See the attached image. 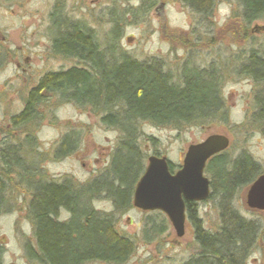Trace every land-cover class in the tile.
<instances>
[{
	"label": "trees",
	"instance_id": "trees-1",
	"mask_svg": "<svg viewBox=\"0 0 264 264\" xmlns=\"http://www.w3.org/2000/svg\"><path fill=\"white\" fill-rule=\"evenodd\" d=\"M235 1L244 26L264 21V0ZM175 2L203 20L212 18L217 5V0ZM140 4L134 16L149 14L156 0H140ZM62 9L61 0H57L51 15V51L77 64L44 74L29 91L23 110L12 117L16 130H30L25 140L10 145L3 154L0 214L7 203L3 195L10 187L5 181L13 186L16 181V186L25 185L30 199L26 211L35 243L26 246L25 252L31 261L127 264L137 245L133 238L118 230L117 215L134 208V190L146 169L141 128L148 124L182 130L224 119L221 93L224 68L212 64L204 69L186 64L176 77L159 59L138 60L119 50V15H110L111 31L102 45L92 28L65 18ZM236 63L241 74L258 84L264 83V51L251 50ZM53 99L88 110L99 118L102 126L119 134L109 166L87 183L78 184L69 177L48 180L32 164L37 146L32 127L43 120L44 111ZM255 119L264 129V89L256 97ZM149 141L153 142V138ZM78 144L77 136L66 135L58 142L56 154L69 155L77 150ZM154 155L161 157L158 153ZM170 170L176 169L172 165ZM205 174L211 190L205 203L212 204L216 211L217 228L211 231L205 227L200 203H187V221L198 248L194 256L180 264H248L263 226L240 214L235 201L243 188L249 187L264 170L250 155L232 157L227 149L208 161ZM100 197L112 203L113 212H99L93 207ZM155 222L146 225L148 240L165 232L166 219L161 225Z\"/></svg>",
	"mask_w": 264,
	"mask_h": 264
},
{
	"label": "rangeland",
	"instance_id": "rangeland-1",
	"mask_svg": "<svg viewBox=\"0 0 264 264\" xmlns=\"http://www.w3.org/2000/svg\"><path fill=\"white\" fill-rule=\"evenodd\" d=\"M57 0H0V174L2 157L10 145L25 140L27 130H16L12 117L23 108L29 91L48 72L67 70L76 65L51 51V15ZM63 16L81 21L92 28L105 45L112 23L110 15H119L121 34L119 50L145 60L156 58L176 77L184 65L207 69L214 64L222 71L221 93L224 119L204 126L174 130L144 124L141 149L148 158L155 153L167 157L177 170L187 149L211 135L228 138L232 157L250 155L264 170V129L255 119L256 97L264 89L238 71L237 59L251 50L264 51V21L244 26L235 0H217L212 18L203 20L175 0H156L146 16H134L140 0H61ZM43 120L32 127L36 151L32 164L48 180L72 178L87 183L104 172L116 149L119 134L102 126L99 118L73 104L53 99L47 105ZM31 131V132H32ZM79 139L77 150L69 155L56 154L58 142L66 135ZM153 138V142L149 141ZM31 156V155H30ZM37 159V160H36ZM13 180V176H11ZM5 180V179H4ZM10 185L3 197L7 201L0 214L1 264H38L31 261L26 246H34L33 225L27 217L30 202L25 185ZM24 183V182H23ZM244 187L235 201L237 211L248 220H256L263 232L248 264H264V211L247 206ZM200 211L205 227L217 228L218 218L212 204L202 202ZM93 207L99 212H113L105 197L96 199ZM165 232L146 238L147 223L161 225ZM163 223V222H162ZM157 225V226H158ZM117 228L133 238L137 248L127 264H180L197 253L191 225L187 221L184 237L178 238L168 218L159 211L133 208L117 215ZM87 264H105L91 262Z\"/></svg>",
	"mask_w": 264,
	"mask_h": 264
},
{
	"label": "water",
	"instance_id": "water-1",
	"mask_svg": "<svg viewBox=\"0 0 264 264\" xmlns=\"http://www.w3.org/2000/svg\"><path fill=\"white\" fill-rule=\"evenodd\" d=\"M229 144L227 137L211 135L200 143L190 145L183 164L174 173L170 170L167 157L150 156L134 190V208L161 212L171 222L177 237H184L186 204L201 203L209 198L210 179L205 174L207 163L212 157L226 151ZM247 206L252 210L264 211V174L249 186Z\"/></svg>",
	"mask_w": 264,
	"mask_h": 264
},
{
	"label": "flooded vegetation",
	"instance_id": "flooded-vegetation-1",
	"mask_svg": "<svg viewBox=\"0 0 264 264\" xmlns=\"http://www.w3.org/2000/svg\"><path fill=\"white\" fill-rule=\"evenodd\" d=\"M172 166V163L170 162V167ZM180 168V167H179ZM179 168H177V170L179 169ZM177 170H175V171H177Z\"/></svg>",
	"mask_w": 264,
	"mask_h": 264
}]
</instances>
